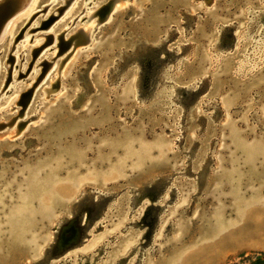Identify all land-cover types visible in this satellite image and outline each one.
<instances>
[{"label": "rangeland", "instance_id": "1", "mask_svg": "<svg viewBox=\"0 0 264 264\" xmlns=\"http://www.w3.org/2000/svg\"><path fill=\"white\" fill-rule=\"evenodd\" d=\"M26 1L0 29V264H264V0Z\"/></svg>", "mask_w": 264, "mask_h": 264}, {"label": "water", "instance_id": "2", "mask_svg": "<svg viewBox=\"0 0 264 264\" xmlns=\"http://www.w3.org/2000/svg\"><path fill=\"white\" fill-rule=\"evenodd\" d=\"M66 2V1H65ZM9 4H6V5H2V7H0V29H2V27H3V23L1 24V22L3 21V16L2 15H4L5 16V14H4V11L6 10V9H9V11H10V13L12 14L13 12H12V8H10L9 6H8ZM95 14H98V16H99V18H101L102 17V14H104V12H99V13H97V12H95ZM259 17H263L264 16V13H261V14H259L258 15ZM257 25L256 24H250V26H249V33L250 32H252L254 29H255V27H256ZM260 34H263V36H264V31L262 30L261 32H260ZM76 38V39H75ZM75 38L73 37L70 41H74V40H80V41H82V40H87L86 39V37H85V35L83 34V32H81V31H77V34H76V36H75ZM61 44H66V43H63V41L61 42ZM68 44V43H67ZM61 47H62V45H61ZM145 58H152L153 60H154V55L153 54H151V55H149V56H146ZM144 59H142V60H140L139 61V63L138 64H140V68H141V80H142V87H144V85H145V87H150L151 86V78H152V74H153V72H154V70H155V63L153 64V65H151V64H149V69H147V68H145V66H144ZM52 87V86H51ZM158 93V92H157ZM142 94V93H141ZM148 94V93H147ZM159 94V93H158ZM142 95H146V94H142ZM157 95V94H156ZM155 98L156 99V96H154V94H152V96H151V98ZM28 98H29V95H27V96H23V98H22V100H21V103H20V105L22 106V108H24L25 107V105H26V103L28 102ZM192 112V111H191ZM5 125H1L0 126V129L1 128H3ZM18 128H20V127H18ZM212 161V160H211ZM210 163V162H209ZM211 168H212V165H211ZM212 171V170H211ZM206 172H210V170H209V168H206V170H205V172L204 173H206ZM203 175V174H202ZM207 185V184H206ZM204 186L205 185H203L202 186V183L201 184H199V191H200V188L201 189H204ZM166 187H167V184H166V182H163V183H160V188H158V189H156V188H152V189H150V188H148L147 187V192H145V193H143V195H139L138 197H135V199H134V201L132 202V208H134L136 205H138L139 203L141 204V208H143V211H138V213H141V214H145V211L147 212V211H159V210H161L162 208H161V206L160 205H158V206H154V204H158V203H162L163 202V197L162 198H159L158 197V195L159 194H163V191H165L166 190ZM172 191H174V193H177L176 191H175V189H171ZM162 192V193H161ZM107 196V197H106ZM112 196L114 197V195H113V193L111 194V193H109V194H104V193H97V198H99V199H101V198H108V201H111V198H112ZM177 196H178V194H177ZM146 198L147 199V201H145V202H142L141 203V201L143 200V198ZM146 202H148L150 205H147L146 206ZM112 204V203H111ZM90 205H91V198H89V197H86V196H84L83 198H82V200H79L77 203H71L70 204V206H69V210H70V212H71V219L69 220V222H68V226H67V228H69V226H71V225H73L75 228H76V233H77V236H76V239L75 240H77V237L79 236V226H78V222H79V214H82L83 212H87V213H89V208H90ZM164 213V212H163ZM83 215H81V217H82ZM159 222V218L158 219H156V227H158L157 226V224L159 225L160 223H158ZM160 222H162V218H160ZM155 227V226H154ZM70 233V235H71V232H69ZM149 234H152V233H149ZM71 238V237H70ZM74 240V241H75ZM73 241V242H74ZM75 243V242H74ZM72 244V243H71ZM65 246V245H64ZM64 246H62V247H59L57 244L53 247V249H52V254H55V252L57 253L59 250H63V248H64ZM144 254V256H145V254H146V252H144L143 253ZM149 254L150 255H152L153 254V252L151 251V249H150V252H149ZM135 264H141V261L140 262H136Z\"/></svg>", "mask_w": 264, "mask_h": 264}, {"label": "bare ground", "instance_id": "3", "mask_svg": "<svg viewBox=\"0 0 264 264\" xmlns=\"http://www.w3.org/2000/svg\"><path fill=\"white\" fill-rule=\"evenodd\" d=\"M26 0H0V7H2V5L4 4V5H6V4H9V7L10 8H12V12H13V14H14V16H15V14H19V13H21V12H24V11H26L28 8L26 7V6H28L27 4H28V2L26 1ZM56 0H54L53 2H55ZM63 2H65L66 0H62ZM86 1V0H85ZM52 2V3H53ZM92 3V0L90 1V3H88V5H89V8H90V4ZM93 4H94V2H93ZM93 4H91V5H93ZM31 5V4H30ZM87 6V5H86ZM86 8H88V7H86ZM88 10V9H87ZM95 15V13L94 14H91L90 15V17H89V19L91 18V17H93ZM13 16V17H14ZM88 19V20H89ZM95 23V22H94ZM5 25H7V24H5ZM93 25V24H92ZM8 28V27H7ZM95 30V27H89L88 29H87V31H88V36H87V34H85V33H83L84 35H85V37H87V40L88 41H90L91 40V38H92V36H93V31ZM6 31V30H5ZM81 32H84V30L83 31H81ZM21 56V55H20ZM12 89V88H11ZM13 90V89H12ZM51 92V90H49V89H44V91H43V94L46 96L45 98H48V96H49V93ZM9 93V92H8ZM7 94V93H6ZM4 98V97H3ZM6 132V131H5ZM13 132H15V129L13 130ZM248 154V153H247ZM252 154V153H251ZM254 156V155H253ZM248 157H250V158H248V159H252V155L250 156V153H249V155H248ZM35 181V180H34ZM34 183V182H33ZM38 183H40V182H38ZM37 183V184H38ZM44 184V183H43ZM40 187H42V185L40 186ZM39 187V189H41ZM51 186H48V185H43V188H42V194L43 195H47L48 196V199L49 198H51L52 197V192H51V188H50ZM35 188V187H34ZM42 195V196H43ZM26 197V196H25ZM24 197V198H25ZM27 198V197H26ZM26 200V199H25ZM24 201V200H23ZM25 203V202H24ZM24 207H26V206H24ZM45 208V207H44ZM18 209V208H17ZM16 211V210H15ZM23 210H17L15 213H16V216L15 217H18L17 218V220H12L13 221V224H15V226H20V227H22L21 225L22 224H20L21 222H22V220H20V218L23 216L24 218H26L25 217V211L24 212H22ZM48 211H50V210H48V209H46L45 211H44V213L47 215L48 214ZM30 213V212H29ZM50 214V213H49ZM15 215V214H14ZM13 215V216H14ZM48 216V215H47ZM11 217V216H10ZM14 217V218H15ZM24 218H23V220H24ZM26 219H28V218H26ZM26 221V220H25ZM28 222V221H27ZM26 222V223H27ZM17 228H19V227H17ZM19 229H21V228H19ZM19 231V232H18ZM17 232L19 233V235H21V233H20V230H18ZM22 237V236H21ZM63 245H60L59 247H62ZM33 250L35 251V248H33Z\"/></svg>", "mask_w": 264, "mask_h": 264}]
</instances>
